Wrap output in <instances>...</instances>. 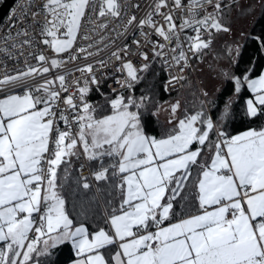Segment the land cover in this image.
Instances as JSON below:
<instances>
[{
	"label": "snow or ice",
	"instance_id": "snow-or-ice-1",
	"mask_svg": "<svg viewBox=\"0 0 264 264\" xmlns=\"http://www.w3.org/2000/svg\"><path fill=\"white\" fill-rule=\"evenodd\" d=\"M4 27L0 264H264V0H17Z\"/></svg>",
	"mask_w": 264,
	"mask_h": 264
},
{
	"label": "built area",
	"instance_id": "built-area-1",
	"mask_svg": "<svg viewBox=\"0 0 264 264\" xmlns=\"http://www.w3.org/2000/svg\"><path fill=\"white\" fill-rule=\"evenodd\" d=\"M0 2H1V0H0ZM16 3H17V0H14L12 5L10 6L9 10L7 11V13L5 14V16L0 21V29H3V31H7V29L4 27L5 20L8 17L10 11L12 10L13 6ZM2 34H3V32H0V35H2ZM100 34H103V33L99 32V30H98L97 35H100ZM90 35H91V33H90ZM0 47H2V45H0ZM23 63H24L23 56H20L19 57V62H17L16 56L9 57L5 52L0 51V72L5 71L6 69L7 70H11V69H14V68H18ZM173 94H175V93H173ZM79 163H80L79 161H76L75 158H73V165L75 167L78 168L79 167Z\"/></svg>",
	"mask_w": 264,
	"mask_h": 264
},
{
	"label": "trees",
	"instance_id": "trees-1",
	"mask_svg": "<svg viewBox=\"0 0 264 264\" xmlns=\"http://www.w3.org/2000/svg\"><path fill=\"white\" fill-rule=\"evenodd\" d=\"M253 47L254 46H252V45H248L246 47L245 54L241 58V61H240L241 67H243L246 63L250 62V56L248 55V52L252 51ZM258 67H259V65H258ZM162 98L167 99V96H163ZM92 99L97 100V99H99V97L97 95H93ZM255 123H258V121H253V124H255ZM248 126H252V125H248ZM243 128H244V125L242 122H237L236 124L233 125V129L235 131L243 130ZM97 187L100 188V192H97ZM87 195L89 197H96L98 200L100 198H106L107 197V187H106V185H103V184L98 185V186L96 184H94L92 190L89 193H87ZM64 254L65 253H62L61 255L63 256Z\"/></svg>",
	"mask_w": 264,
	"mask_h": 264
},
{
	"label": "water",
	"instance_id": "water-1",
	"mask_svg": "<svg viewBox=\"0 0 264 264\" xmlns=\"http://www.w3.org/2000/svg\"><path fill=\"white\" fill-rule=\"evenodd\" d=\"M13 2L14 0H1L0 2V21L5 16V14L9 10Z\"/></svg>",
	"mask_w": 264,
	"mask_h": 264
},
{
	"label": "crops",
	"instance_id": "crops-1",
	"mask_svg": "<svg viewBox=\"0 0 264 264\" xmlns=\"http://www.w3.org/2000/svg\"><path fill=\"white\" fill-rule=\"evenodd\" d=\"M241 131V130H240Z\"/></svg>",
	"mask_w": 264,
	"mask_h": 264
},
{
	"label": "rangeland",
	"instance_id": "rangeland-1",
	"mask_svg": "<svg viewBox=\"0 0 264 264\" xmlns=\"http://www.w3.org/2000/svg\"><path fill=\"white\" fill-rule=\"evenodd\" d=\"M175 95V94H174Z\"/></svg>",
	"mask_w": 264,
	"mask_h": 264
}]
</instances>
